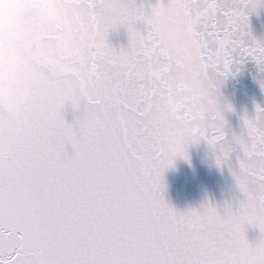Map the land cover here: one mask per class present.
Masks as SVG:
<instances>
[{
	"label": "snow or ice",
	"instance_id": "1",
	"mask_svg": "<svg viewBox=\"0 0 264 264\" xmlns=\"http://www.w3.org/2000/svg\"><path fill=\"white\" fill-rule=\"evenodd\" d=\"M260 3L55 0L72 20L64 29L8 9L31 34L0 31V85L27 96L22 130H8L10 114L0 110V264H264V108L243 117L246 135L229 140L219 103L238 65H264V41L249 31ZM177 25L196 39L195 61L166 40ZM121 28L128 46L116 48L109 34ZM62 30L78 48L65 59L100 77L91 104L49 63ZM173 102L203 115L191 142L203 140L217 165L229 166L242 193L235 208L181 211L165 199L163 173L191 143ZM248 227L259 230L254 242Z\"/></svg>",
	"mask_w": 264,
	"mask_h": 264
},
{
	"label": "water",
	"instance_id": "2",
	"mask_svg": "<svg viewBox=\"0 0 264 264\" xmlns=\"http://www.w3.org/2000/svg\"><path fill=\"white\" fill-rule=\"evenodd\" d=\"M136 2L139 4L140 0ZM249 31L257 40L264 41V0H261L257 9L249 14ZM109 42L116 48L127 47L126 29L121 28L110 33ZM262 84L264 65H258L255 60L247 58L221 85L219 103L224 109L229 140H232L233 135H246L243 117L247 114L253 118L257 107L264 108ZM65 119L69 122L73 120L71 106L65 110ZM186 151L187 158L178 156L173 165L163 173L165 199L181 211L198 208L209 202L221 209L226 204H231L235 208L242 199V193L236 186L229 166L227 164L218 166L216 153L203 140L189 143ZM237 155L238 151L231 157L233 168L236 167ZM246 235L250 242H254L260 233L257 228L248 227Z\"/></svg>",
	"mask_w": 264,
	"mask_h": 264
},
{
	"label": "clouds",
	"instance_id": "3",
	"mask_svg": "<svg viewBox=\"0 0 264 264\" xmlns=\"http://www.w3.org/2000/svg\"><path fill=\"white\" fill-rule=\"evenodd\" d=\"M54 2L55 0H4L3 11L0 13V31H10L20 39H27L31 34L29 28L20 25L15 16L9 14V8L30 9L54 23L58 28H66L72 23V20L61 10L54 7ZM165 37L171 45L182 49L184 56L188 60H196L199 48L198 43L183 25L172 27L165 33ZM56 49L57 51L49 57V63L53 70L72 80L82 104L88 105L93 103L90 90L93 88L96 80L100 78L99 75H85L79 67L69 63L65 59V56L78 51L73 35L67 31H60L57 37ZM22 59L23 52L17 53L13 57L12 63L19 64ZM26 99V94H18L8 84L0 85V110L10 114V119L5 124L8 130H22L25 120L23 104ZM171 107L173 114L184 127L186 139L190 142L193 141L196 130L201 128L205 123L203 115L197 111H193L191 116H187L185 106L180 102H173Z\"/></svg>",
	"mask_w": 264,
	"mask_h": 264
}]
</instances>
